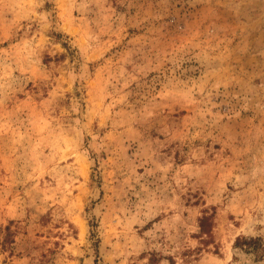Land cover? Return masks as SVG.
Returning <instances> with one entry per match:
<instances>
[{
    "label": "rangeland",
    "instance_id": "rangeland-1",
    "mask_svg": "<svg viewBox=\"0 0 264 264\" xmlns=\"http://www.w3.org/2000/svg\"><path fill=\"white\" fill-rule=\"evenodd\" d=\"M172 261L264 264V0H0V264Z\"/></svg>",
    "mask_w": 264,
    "mask_h": 264
},
{
    "label": "trees",
    "instance_id": "trees-1",
    "mask_svg": "<svg viewBox=\"0 0 264 264\" xmlns=\"http://www.w3.org/2000/svg\"><path fill=\"white\" fill-rule=\"evenodd\" d=\"M212 216L211 215H204L200 219V229L202 233L211 236L212 231ZM261 241L262 238L259 237H252V236H238L235 240L234 247L238 250H258L261 248ZM171 264H175L174 261Z\"/></svg>",
    "mask_w": 264,
    "mask_h": 264
}]
</instances>
